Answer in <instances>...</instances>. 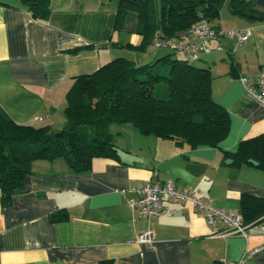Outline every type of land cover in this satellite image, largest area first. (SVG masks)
Wrapping results in <instances>:
<instances>
[{"label":"crops","instance_id":"crops-1","mask_svg":"<svg viewBox=\"0 0 264 264\" xmlns=\"http://www.w3.org/2000/svg\"><path fill=\"white\" fill-rule=\"evenodd\" d=\"M248 1L264 10V0ZM49 2V18L40 20L21 0H0V105L18 124L59 128L64 108L75 99L70 90L76 76L117 56L139 63L160 51L149 44L143 52L133 49L141 37L115 28L116 0ZM212 24L252 30L232 52L233 40L220 37L223 49L198 59L210 70L214 100L228 114V129L219 143H176L135 134L127 123L129 140L123 130L115 132L118 159L93 157L90 169L81 172L62 157L33 160L23 191L9 205L0 203V264H264V215L247 224L246 235L211 236L189 201L164 197L162 204L171 214L150 221L127 203L135 195L133 188L166 179L239 213L242 193L264 198V168L226 162L231 157L224 156L240 140L264 132V106L247 94L242 82H254L264 73V18H246L221 7ZM57 211L64 218L51 221ZM146 229L153 233L149 246L134 240Z\"/></svg>","mask_w":264,"mask_h":264},{"label":"trees","instance_id":"trees-1","mask_svg":"<svg viewBox=\"0 0 264 264\" xmlns=\"http://www.w3.org/2000/svg\"><path fill=\"white\" fill-rule=\"evenodd\" d=\"M30 14L46 20L49 0H21ZM234 14L264 18V10L248 0H116L115 28L138 33L133 46L146 50L156 30L178 38L204 18L210 25L219 19L223 3ZM177 56L170 49L145 63L117 56L94 72L76 76L71 87L74 101L63 110L64 123L18 124L0 105V203L7 206L23 191V179L35 159L62 157L75 172L90 169L93 157L118 159L112 124L130 123L140 134L172 139L189 145H217L228 129L227 111L211 93V73ZM234 164L257 162L264 168V132L239 141L233 152H224ZM253 164V163H252ZM243 222L264 215V198L240 196ZM55 212L51 221L63 219Z\"/></svg>","mask_w":264,"mask_h":264},{"label":"built area","instance_id":"built-area-1","mask_svg":"<svg viewBox=\"0 0 264 264\" xmlns=\"http://www.w3.org/2000/svg\"><path fill=\"white\" fill-rule=\"evenodd\" d=\"M251 33L252 30L249 26L224 29L220 26H212L206 19L202 18L192 23L188 30L178 38L163 37L161 32L156 30L152 35L149 48L166 47L187 62H194L200 58L202 53L210 52L212 49H223V45L219 41L220 37L233 40L230 47L232 52L238 45L245 42ZM242 82L247 94L264 106V73L259 74L254 82H248L246 78H242ZM35 119L41 120L42 117L35 116ZM133 191L135 195L129 198L127 203L147 221L162 213L171 214L172 210L162 204V199L167 197L171 200L191 202L193 207L203 216L211 236H226L234 233L246 235L247 225L243 222L241 213L204 201L188 189L177 188L174 181L170 179L161 182L147 180L141 187L133 188ZM261 230L262 237H264V225L261 226ZM134 240L149 246L153 243V233L150 229L140 231ZM260 247H264V243ZM234 264H241V261Z\"/></svg>","mask_w":264,"mask_h":264},{"label":"rangeland","instance_id":"rangeland-1","mask_svg":"<svg viewBox=\"0 0 264 264\" xmlns=\"http://www.w3.org/2000/svg\"><path fill=\"white\" fill-rule=\"evenodd\" d=\"M222 7H224L226 10H228L227 4H223ZM158 50L160 51L159 52V55H162V54L166 53V51H169V49L166 48V47L158 48ZM152 59L153 58H151L150 60H152ZM150 60L149 59L147 60L146 58H143V60H140L139 63L149 62ZM192 64L195 65V66H199V67L202 65L201 60H196ZM125 124H127V123H124L123 124L124 127L123 126L121 127L119 124H112V125L109 126V130L113 133V135H115L116 130L121 129V131L122 130L124 131V135H125L124 138L126 140H129L131 133L129 131L130 129L128 128L129 129L128 130L127 127H125L126 126ZM129 126L134 130L135 134H138L137 133L138 130L132 124H130ZM115 137H116V135H115ZM134 138H135V135H134Z\"/></svg>","mask_w":264,"mask_h":264},{"label":"water","instance_id":"water-1","mask_svg":"<svg viewBox=\"0 0 264 264\" xmlns=\"http://www.w3.org/2000/svg\"><path fill=\"white\" fill-rule=\"evenodd\" d=\"M231 160H232L231 158H227L225 161H226V162H229V161H231ZM250 161H251L253 164H257V162H256L255 160L250 159Z\"/></svg>","mask_w":264,"mask_h":264}]
</instances>
